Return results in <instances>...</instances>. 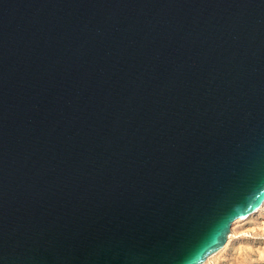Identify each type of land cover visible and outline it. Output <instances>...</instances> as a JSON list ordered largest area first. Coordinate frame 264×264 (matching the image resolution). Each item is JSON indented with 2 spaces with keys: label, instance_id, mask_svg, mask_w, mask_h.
<instances>
[{
  "label": "water",
  "instance_id": "1",
  "mask_svg": "<svg viewBox=\"0 0 264 264\" xmlns=\"http://www.w3.org/2000/svg\"><path fill=\"white\" fill-rule=\"evenodd\" d=\"M264 201V0H0V264H202Z\"/></svg>",
  "mask_w": 264,
  "mask_h": 264
},
{
  "label": "rangeland",
  "instance_id": "2",
  "mask_svg": "<svg viewBox=\"0 0 264 264\" xmlns=\"http://www.w3.org/2000/svg\"><path fill=\"white\" fill-rule=\"evenodd\" d=\"M202 264H264V203L246 219H235L221 249Z\"/></svg>",
  "mask_w": 264,
  "mask_h": 264
},
{
  "label": "bare ground",
  "instance_id": "3",
  "mask_svg": "<svg viewBox=\"0 0 264 264\" xmlns=\"http://www.w3.org/2000/svg\"><path fill=\"white\" fill-rule=\"evenodd\" d=\"M263 203H264V201H263ZM263 203H262V204H263ZM261 206H262V205H261ZM261 206H260V207H261ZM260 207H259V208H260ZM259 208H258V209H259ZM258 209H257L256 211H258ZM256 211H255V212H256ZM253 213H254V212H253ZM253 213H252V214H253ZM250 215H251V214H250ZM250 215H249V216H250ZM249 216H247L246 218H248ZM246 218H237V219H246Z\"/></svg>",
  "mask_w": 264,
  "mask_h": 264
}]
</instances>
